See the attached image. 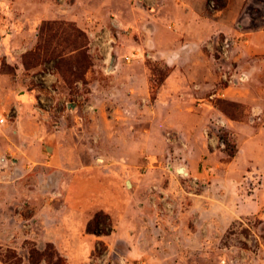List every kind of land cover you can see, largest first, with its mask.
Listing matches in <instances>:
<instances>
[{
  "label": "rangeland",
  "instance_id": "1",
  "mask_svg": "<svg viewBox=\"0 0 264 264\" xmlns=\"http://www.w3.org/2000/svg\"><path fill=\"white\" fill-rule=\"evenodd\" d=\"M238 1L263 27L264 0ZM155 11L0 0V264H264V72L227 22L188 43Z\"/></svg>",
  "mask_w": 264,
  "mask_h": 264
},
{
  "label": "crops",
  "instance_id": "2",
  "mask_svg": "<svg viewBox=\"0 0 264 264\" xmlns=\"http://www.w3.org/2000/svg\"><path fill=\"white\" fill-rule=\"evenodd\" d=\"M148 7H153L156 9L155 13H157V17L154 16V21L157 23H163L164 20L160 17V13L164 10L165 4L169 2L171 4L173 15H169L172 20V27H175L179 30L180 34H188V43H201L206 39V37L212 31V28H224L226 26V22L229 26L232 27V31L235 35L234 40L238 42L241 48L244 49V60H249V68L246 69V74L250 79L252 76H259L262 72H264V25L257 30H248L245 27L246 20L241 19L237 20V17L240 12V3L241 1L235 3V0H227L225 6L216 10V14H221V12H225L227 17L229 16L230 21H226L225 18H220L216 20V23H210L208 16L205 17L210 12L208 11L207 0H142ZM159 2V6H156V3ZM207 13V14H206ZM181 48L182 46H177ZM240 48V49H241ZM241 56V54H239ZM238 55V57H239ZM262 55V56H261ZM167 60H172V56L166 57ZM206 60L209 59L207 58ZM207 65V64H206ZM179 71V68H174L173 70ZM203 69L208 70L210 72V68L203 67ZM175 72V71H174ZM173 74V73H172ZM175 74V73H174ZM246 76V75H245ZM50 88V87H49ZM260 88L264 91V85L260 84ZM259 88V89H260ZM242 89H238L237 95H242ZM38 93L43 94L41 90L37 88L24 89L18 95V99L14 100L15 103L20 107H29L32 105L34 101L42 100L43 97L38 96ZM37 94V95H36ZM236 95V94H235ZM240 100L241 97H239ZM264 101V100H263ZM250 150L252 151L256 148V143L251 144ZM250 151V152H251ZM94 245V239H92V247ZM130 251V250H128Z\"/></svg>",
  "mask_w": 264,
  "mask_h": 264
},
{
  "label": "trees",
  "instance_id": "3",
  "mask_svg": "<svg viewBox=\"0 0 264 264\" xmlns=\"http://www.w3.org/2000/svg\"><path fill=\"white\" fill-rule=\"evenodd\" d=\"M226 1H227V0H223V1H219V0H207V4H208V6H209V4H210L211 2H215V4H216L217 6H216V7H212V8H214V10H220V9H222V8L225 6ZM81 46H82V44H79V45H78L77 47H75V48H76V49H79ZM100 215H102V214H101V213H96V214H94V216L92 217V220L89 221L88 224H87V230H88V231H91V229H92L93 232H95V233H97V234H100L101 231H98V229H97V225H98V223H104L103 221H99V220H98V218H99Z\"/></svg>",
  "mask_w": 264,
  "mask_h": 264
},
{
  "label": "built area",
  "instance_id": "4",
  "mask_svg": "<svg viewBox=\"0 0 264 264\" xmlns=\"http://www.w3.org/2000/svg\"><path fill=\"white\" fill-rule=\"evenodd\" d=\"M125 61L129 62L130 61V57H125ZM225 78V77H224ZM245 80V77L243 74H240L238 77L235 76V74L230 75L228 82L231 83L232 85L236 86L238 84H240L242 81ZM3 121V118L0 119V122Z\"/></svg>",
  "mask_w": 264,
  "mask_h": 264
},
{
  "label": "water",
  "instance_id": "5",
  "mask_svg": "<svg viewBox=\"0 0 264 264\" xmlns=\"http://www.w3.org/2000/svg\"><path fill=\"white\" fill-rule=\"evenodd\" d=\"M177 171L179 172V173H185L186 174V170H185V168L184 167H179L178 169H177ZM127 185H130V183L127 181Z\"/></svg>",
  "mask_w": 264,
  "mask_h": 264
},
{
  "label": "bare ground",
  "instance_id": "6",
  "mask_svg": "<svg viewBox=\"0 0 264 264\" xmlns=\"http://www.w3.org/2000/svg\"><path fill=\"white\" fill-rule=\"evenodd\" d=\"M183 174H185V173H183Z\"/></svg>",
  "mask_w": 264,
  "mask_h": 264
}]
</instances>
